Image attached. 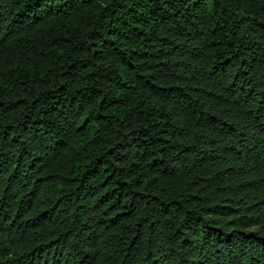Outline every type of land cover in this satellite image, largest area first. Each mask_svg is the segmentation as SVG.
<instances>
[{
  "label": "trees",
  "instance_id": "16d2710c",
  "mask_svg": "<svg viewBox=\"0 0 264 264\" xmlns=\"http://www.w3.org/2000/svg\"><path fill=\"white\" fill-rule=\"evenodd\" d=\"M0 264H264V0H0Z\"/></svg>",
  "mask_w": 264,
  "mask_h": 264
}]
</instances>
